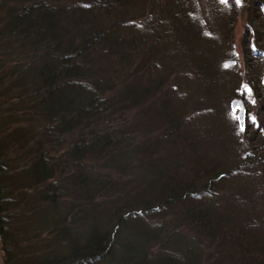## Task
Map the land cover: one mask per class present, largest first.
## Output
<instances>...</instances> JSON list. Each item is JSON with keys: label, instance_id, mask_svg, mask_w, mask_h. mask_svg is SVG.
I'll return each instance as SVG.
<instances>
[{"label": "trees", "instance_id": "trees-1", "mask_svg": "<svg viewBox=\"0 0 264 264\" xmlns=\"http://www.w3.org/2000/svg\"><path fill=\"white\" fill-rule=\"evenodd\" d=\"M210 1L228 27L245 15L243 60L219 63L231 28L200 35L181 0H0L4 264L117 263L124 233L167 208L146 264H264V0ZM237 95L256 116L236 151L194 114ZM99 209L104 233L69 253L68 230ZM58 236L61 258L30 251Z\"/></svg>", "mask_w": 264, "mask_h": 264}, {"label": "rangeland", "instance_id": "rangeland-1", "mask_svg": "<svg viewBox=\"0 0 264 264\" xmlns=\"http://www.w3.org/2000/svg\"><path fill=\"white\" fill-rule=\"evenodd\" d=\"M182 2H184L185 6L183 7L184 9L187 10V12H191V16L189 17V19L191 20V18L195 15L197 16L196 19L192 18L191 23L198 29L199 34L203 35V36H212L215 38V40H221L223 39V34L227 33V29L231 28V38L233 36L234 39V43L231 45V48L229 49L230 51V55L228 54V56L226 58H219L217 61H219V63L223 62V61H227L226 59L230 58V62L231 64L236 62L238 59L243 60V55H245L244 53V44H243V38L245 35V31H246V25H247V19L245 17V15H237V16H233V21L232 24L234 26L232 27H228V24L225 23L226 21V16L224 17V12L223 13H215L213 11V9H211V1L210 0H181ZM195 18V17H194ZM236 19V20H235ZM198 20V21H197ZM224 23H225V28L224 27ZM233 28V29H232ZM225 30V31H224ZM206 34V35H205ZM221 36V37H220ZM231 51L234 52V55H231ZM246 56V55H245ZM224 65H226L224 63ZM245 66L244 64L241 65V67H239L240 71L242 69H244ZM185 71V73H182L181 75L185 78V75L187 76V78L192 77L190 73L189 69H183ZM222 71V70H221ZM244 71V70H243ZM223 72H229L230 71H223ZM226 73H223L224 75ZM244 74V72H243ZM176 78V77H175ZM241 78V76H240ZM178 82H180V79L178 80ZM203 86V85H202ZM236 91V90H234ZM184 98L186 100H189V96L185 95ZM243 100L242 98L237 96H233V97H224L222 98L221 103L218 101H215L217 103L214 102V104L212 102L207 100H204V98H202V100H199V102H197V106L198 107H202V110L204 111H197L196 114H194V116L196 117V119L194 120L195 123H198L201 125L202 129H207L209 131V133H215L217 130L219 131H223L224 133V138H226V136H228V139L231 140L232 138V142H233V147H235L236 143H234L235 140H237V142L239 141L238 137H237V131L240 130L241 132H245L248 128L249 125L251 123V116H253L252 118L254 119L256 116V110L254 108L249 109L248 105L246 103V108H247V118H246V122H245V130H243L240 127V123L237 117V113H234L231 109V104L234 100ZM195 98L190 96V100L189 102H187L184 106V111H185V116L190 115L191 113H193L191 104H194L195 102ZM245 101V100H243ZM201 102V103H200ZM200 105V106H199ZM217 105V106H216ZM191 107V108H190ZM213 108L215 109L213 111ZM212 114V118L210 117ZM210 115V116H209ZM210 117V118H209ZM204 118H207V120H204ZM250 121V122H249ZM237 129V130H236ZM9 134V132H8ZM209 137V136H208ZM243 139L246 140L248 139L247 136H244ZM226 140V139H225ZM1 141V138H0ZM227 141V140H226ZM244 142V143H245ZM243 143V144H244ZM239 145V144H238ZM238 146L236 145V151H237ZM114 199V198H113ZM112 199H109L107 202L111 201ZM104 200L102 199H98V202H103ZM105 211L99 209L97 212L95 211V216L94 218H92L89 214H85V216H83V218H81L79 220V222L77 223V228L76 227H71L70 230H68L67 234L69 236V244H68V251L69 253L74 249V247L79 246L81 247H86L88 246V243L92 242L93 240L97 239L99 236H101L99 233H104V231H101L97 228L102 229L104 227V216ZM171 215L170 210L167 208L161 217V214H158L157 216L160 217H152L150 221H140L141 224L138 226H135L131 229L129 228V230L124 233L125 237H126V241L128 242L124 247H120L117 250V254L119 259H121L119 262H98L96 264H126V261H128L129 259H131V257H141V261L138 264H146V260L143 259V257L145 256V248L148 247V245L150 244L149 241L145 240L148 238V236H150V234L155 233V231L158 230V228H153L150 227V225H156V224H160L159 221H161V223H168L170 218H166V216ZM146 222V223H145ZM108 224H111V222H109ZM113 223L110 225V228L112 227ZM108 227V226H107ZM112 230V229H111ZM114 232L116 233L115 235H118V228H114L113 229ZM142 230V231H141ZM184 234L183 235V239L187 236L189 237L190 235H188V233H181ZM140 235V236H139ZM64 238V237H63ZM151 238V237H150ZM180 238L176 241L175 243V247H173V251L177 250L176 247H178V244L180 242ZM190 238H192L190 236ZM62 236H58L56 237V239L54 240L53 243L51 244H47V246L43 245L42 243L39 244L38 246H32L30 248V251H34L37 250L38 252H40L39 256L41 255V258L46 259L47 256L49 255H55L52 257L55 258H61L62 256H60L61 254H57L60 251V247L61 246L60 242H61ZM98 240V239H97ZM75 244V245H74ZM167 244V243H166ZM185 246V245H184ZM161 248L165 249V246L163 244H155V246L153 247V252H151L152 256L154 255L155 252H159L161 250ZM36 251V252H37ZM35 252V253H36ZM53 253V254H52ZM129 255V257L127 258V256ZM46 256V257H45ZM50 257V256H49ZM146 257V256H145ZM157 256H154L153 259L149 262H154L156 260ZM20 258L22 260H26L28 258L27 254L24 256H20ZM42 262V261H41ZM0 264H4V253L2 251V247H1V240H0ZM130 264V263H127Z\"/></svg>", "mask_w": 264, "mask_h": 264}, {"label": "water", "instance_id": "water-1", "mask_svg": "<svg viewBox=\"0 0 264 264\" xmlns=\"http://www.w3.org/2000/svg\"><path fill=\"white\" fill-rule=\"evenodd\" d=\"M246 103L243 100H234L231 104V109L234 113H237V117L240 123V127L245 130V122L247 118Z\"/></svg>", "mask_w": 264, "mask_h": 264}]
</instances>
